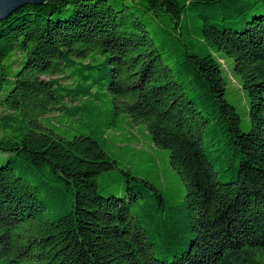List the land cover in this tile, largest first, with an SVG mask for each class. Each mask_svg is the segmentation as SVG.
<instances>
[{"label":"trees","instance_id":"trees-1","mask_svg":"<svg viewBox=\"0 0 264 264\" xmlns=\"http://www.w3.org/2000/svg\"><path fill=\"white\" fill-rule=\"evenodd\" d=\"M252 4L50 0L0 20V264H264V0ZM149 17L179 37L174 64ZM218 52L249 99L246 132ZM104 99L105 131L123 113L168 150L181 203L125 171L121 195L99 193L118 162L93 131L67 139L37 120L98 116ZM20 116L33 119L19 132Z\"/></svg>","mask_w":264,"mask_h":264},{"label":"rangeland","instance_id":"rangeland-1","mask_svg":"<svg viewBox=\"0 0 264 264\" xmlns=\"http://www.w3.org/2000/svg\"><path fill=\"white\" fill-rule=\"evenodd\" d=\"M110 1L116 7H119L122 2L126 4L132 3V0ZM250 1L253 2L251 6L255 10L258 5V0ZM252 12L253 10H251ZM149 18L147 27L151 36L154 38H163L160 42L156 40V43L159 44L161 51H163L164 61L169 64H174L180 58L181 50L183 49L179 37H175L176 33L174 31H165L161 20L152 17ZM146 20L147 18L144 19V22ZM233 26L239 28V25ZM188 28H191V24H188ZM181 38L187 43H190V41L196 42V36L190 29H188V33L184 31ZM215 56L217 58H223L225 68H223V72L226 76L225 98L235 107L240 117V129L246 132L250 129L248 114L249 99L238 87L240 79L238 77L235 78L231 74L232 58L227 57L221 52L216 53ZM107 82L108 78H104L96 84L95 89H100ZM104 103L99 108L100 112L98 116L92 117L80 113L73 119L71 116L60 112H51L38 117L37 120L41 126L67 139L72 138L74 135L88 134L93 131L94 137L100 147L118 162L116 168L101 172L97 175L96 182L99 193L107 195L109 191H112L115 195H121L126 182V175L123 172L125 171L152 181L158 187L166 204L178 205L181 203L185 197L186 190L179 174L169 164L168 150L156 148L146 136L143 125L133 123L130 119H126L128 117L123 113H119L116 116L119 124L105 131V128L100 125L98 120L99 117H101L100 119L102 121L106 118V99H104ZM20 119L17 131H24L31 127L30 120L33 117L26 116L22 118L20 116ZM5 134L11 135L10 130L5 131ZM4 159L5 155L0 153V164Z\"/></svg>","mask_w":264,"mask_h":264},{"label":"water","instance_id":"water-1","mask_svg":"<svg viewBox=\"0 0 264 264\" xmlns=\"http://www.w3.org/2000/svg\"><path fill=\"white\" fill-rule=\"evenodd\" d=\"M50 0H0V20L26 4H44Z\"/></svg>","mask_w":264,"mask_h":264}]
</instances>
